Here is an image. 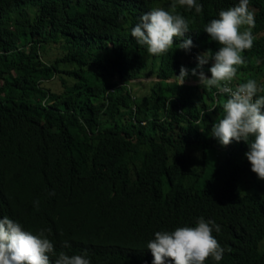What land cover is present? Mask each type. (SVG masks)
Returning a JSON list of instances; mask_svg holds the SVG:
<instances>
[{
	"label": "trees",
	"instance_id": "16d2710c",
	"mask_svg": "<svg viewBox=\"0 0 264 264\" xmlns=\"http://www.w3.org/2000/svg\"><path fill=\"white\" fill-rule=\"evenodd\" d=\"M171 2L0 0V216L48 230L57 252L91 264H151L155 231L203 216L220 225L219 264H264V179L245 141L211 135L226 94L190 71L183 84L176 76L220 47L202 28L235 0H199V14L178 5L190 30L149 61L130 28ZM249 8L254 42L233 85L264 84V0ZM189 36L187 52L179 42ZM154 76L150 94L133 89Z\"/></svg>",
	"mask_w": 264,
	"mask_h": 264
},
{
	"label": "clouds",
	"instance_id": "9594fccd",
	"mask_svg": "<svg viewBox=\"0 0 264 264\" xmlns=\"http://www.w3.org/2000/svg\"><path fill=\"white\" fill-rule=\"evenodd\" d=\"M178 5L194 9L196 14L203 11L199 0H172L167 8L155 6L143 12L131 26V36L149 54L163 55L173 47L174 37H184L190 30L188 19L177 11ZM254 26L249 0H235L231 6L221 8L202 28L220 47L197 53L195 67L189 70L181 65L176 76L177 84H183L190 71L204 89L215 88L219 94H226L211 135L223 146L245 141L248 145L245 156L251 170L264 179V94H260L264 93V84L255 79L232 83L237 78L236 66L243 63L242 53L253 46ZM179 43V48L187 52L195 46L190 36ZM34 206L38 208V200ZM214 230L219 233L220 225L200 216L194 224L155 231L146 243L153 257L151 264H205L209 257L219 264L225 248L213 235ZM47 231L34 232L7 215L0 216V264H91L86 253L57 252ZM64 246L69 245L65 242Z\"/></svg>",
	"mask_w": 264,
	"mask_h": 264
},
{
	"label": "rangeland",
	"instance_id": "374dc122",
	"mask_svg": "<svg viewBox=\"0 0 264 264\" xmlns=\"http://www.w3.org/2000/svg\"><path fill=\"white\" fill-rule=\"evenodd\" d=\"M52 55L53 54H51V56ZM148 56H149V61H152L151 60L152 55L149 54ZM150 68H151V66H150ZM148 73H149V69L146 72L145 76H147ZM158 81H159L158 78L155 76L154 77H144V78L139 79V80L134 82L133 89L136 90V92H138V94H140V95H148L152 92L153 85L155 83H157ZM194 83H198V81H194Z\"/></svg>",
	"mask_w": 264,
	"mask_h": 264
},
{
	"label": "bare ground",
	"instance_id": "6f19581e",
	"mask_svg": "<svg viewBox=\"0 0 264 264\" xmlns=\"http://www.w3.org/2000/svg\"><path fill=\"white\" fill-rule=\"evenodd\" d=\"M201 16V15H200ZM210 16V15H209ZM134 22V21H133ZM192 22H194V21H192ZM192 28H193V26H192ZM200 35H201V33H200ZM149 65V64H148ZM194 78V77H193ZM52 188V187H51ZM60 193V192H59ZM253 193V192H252ZM251 193V194H252ZM242 194V193H241ZM33 196V195H32ZM250 196V195H249ZM25 204V203H24ZM46 205V204H45ZM46 207V206H45ZM257 209V208H256ZM48 211V210H47ZM24 212H26V211H24ZM251 213V212H250ZM244 214V213H243ZM11 215V214H10ZM13 215V214H12ZM15 215V214H14ZM237 215V214H236ZM252 216V215H251ZM245 217V216H244ZM15 219V218H14ZM225 225V224H224ZM221 229V228H220ZM226 230V229H225ZM60 231V230H59ZM88 231V230H87ZM48 232V231H47ZM60 233V232H59ZM226 235V234H225ZM52 236V235H51ZM86 237V236H85ZM51 238V237H50ZM220 239V238H219ZM224 239H225V237H224ZM222 240V239H221ZM59 241V240H58ZM57 242V241H56ZM223 242V241H222ZM220 243V242H219ZM73 247V246H72ZM71 247V248H72ZM74 251V250H73ZM72 253V252H71ZM77 254H78V252H77ZM87 254V253H86Z\"/></svg>",
	"mask_w": 264,
	"mask_h": 264
}]
</instances>
